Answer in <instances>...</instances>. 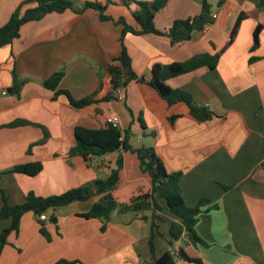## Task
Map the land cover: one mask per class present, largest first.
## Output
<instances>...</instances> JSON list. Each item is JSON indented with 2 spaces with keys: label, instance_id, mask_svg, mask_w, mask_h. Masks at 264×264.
Instances as JSON below:
<instances>
[{
  "label": "crops",
  "instance_id": "crops-1",
  "mask_svg": "<svg viewBox=\"0 0 264 264\" xmlns=\"http://www.w3.org/2000/svg\"><path fill=\"white\" fill-rule=\"evenodd\" d=\"M28 1L0 0V28L22 5L23 11L36 6ZM71 1L76 7L106 2ZM111 1L107 15L113 21L103 22L92 9L82 14L52 13L24 25L19 38L0 49V209L3 197L16 206L31 192L47 198L105 180L120 155L124 165L113 192L116 200L129 203L151 191L150 177L130 151L107 154L90 163L69 156L76 145L77 127L99 130L116 116L122 132L131 130L133 149L154 148L169 173L182 174L181 193L188 207L208 201L203 210L210 209L202 210L195 226L204 246L178 245H185L188 255L204 264H264V8L257 7L260 0H224L220 7L221 0H209L217 18L205 31H195L188 42L172 44L169 37L156 34L126 35L124 45L140 80L124 90L123 101L103 102L113 89L109 63L122 52L123 27L114 21L124 17L134 25L131 12L138 8ZM203 2L169 0L155 16L156 29L165 33L175 21L198 16ZM243 15L235 41L215 70L202 67L166 82L212 111V120L195 121L186 104L169 107L148 86L156 64L167 66L222 52ZM259 26V47L252 51ZM59 71L65 74L59 89L77 100L96 94L97 103L75 109L66 97L54 98L44 82ZM175 116L179 118L171 125L169 118ZM15 122L24 125L8 128ZM33 163L43 166L35 177L11 173L17 166ZM99 199L58 209L56 223L26 213L7 244L1 247L0 240V264L150 262L151 226L141 218L151 214L114 213L103 232L102 221L81 216ZM160 204L164 207L163 201ZM156 215L163 219L157 221L161 235L155 238L156 253L161 256L170 251L169 228L177 220L166 209ZM10 226L11 219L0 220V237ZM176 264L193 263L181 260Z\"/></svg>",
  "mask_w": 264,
  "mask_h": 264
},
{
  "label": "trees",
  "instance_id": "trees-1",
  "mask_svg": "<svg viewBox=\"0 0 264 264\" xmlns=\"http://www.w3.org/2000/svg\"><path fill=\"white\" fill-rule=\"evenodd\" d=\"M119 1L127 8H130L131 5H136L138 8L136 11L131 12L134 25H129L124 17L114 21L116 25L123 27L121 36L122 52L118 58L113 59L109 63L108 72L113 89L102 100L103 102L117 100L120 90L126 89L132 82L140 80L133 69L132 60L124 45L126 35L132 34L142 36L146 34H156L169 37L172 44H180L190 41L195 31H205L208 26L215 22V19L212 17V6L209 0H204L201 13L198 16L188 20L175 21L172 27L167 32L163 33L156 29L154 20L156 14L167 5L169 0H154L152 2L137 0ZM223 3L224 0H221L218 6H222ZM26 4H35L36 6L23 11L24 5H22L12 14L8 23L0 28V49L12 44L14 40L19 38L21 28L24 25L41 21L52 13L62 14L67 10H72L78 14H82L86 10L92 9L100 13L103 22L113 21L112 17L107 15L108 7L112 4L111 0H106L105 3L98 1L85 2L82 7H76L71 0H29ZM257 7L263 9L264 0L258 1ZM243 19L244 15L241 16L235 25L231 39L222 52L214 56L209 54L197 55L186 62L174 63L167 66L156 64L152 67V77L148 86L153 89L169 107L180 103L186 104L190 109V117L195 121L204 123L212 120L215 117L212 111L206 107L197 105L190 94L181 90L169 88L166 82L171 78L202 67L215 70L221 55L235 41L240 28V22ZM261 29L262 27L259 26L254 32L252 51H255L259 47ZM64 76V72L59 71L44 82L45 88L55 93L54 98L60 96L66 97L69 104L75 109H83L97 103L94 99L96 94L77 100L68 91L59 89ZM101 86L102 84H100V87ZM178 118V116L170 117V124L174 125ZM23 125V122H15L8 125V128H17ZM130 131L129 129L122 132L119 127L109 122L104 128L99 130L77 127L75 129L76 145L70 150L69 156H80L85 162L90 163L95 158L121 150L133 152L139 159L142 172L147 174L151 179V191L135 196L129 203L122 204L116 200L113 192L121 182L120 176L124 165L123 157L120 155L115 166L110 170V175L105 180H96L84 187L67 191L62 195L47 198L39 197L31 192L27 195L24 203L16 206H10L7 203V199L3 197L4 206L0 209V220L11 219V226L5 229L1 234V247L7 244L8 237L12 232H17L19 230L21 219L26 213L32 212L37 217L43 214H49V221L56 223L57 218L55 212L58 209L73 203L87 202L92 198L100 197V199L92 205L89 212L81 216L87 219H98L102 221L104 224L102 228L103 232L106 230V223L114 213L151 214L150 217L143 216L141 218L143 221L150 223L151 226L148 240L150 262H144L142 264H176V259L193 264H204L200 259L189 257L184 249L180 248L177 250L173 247L175 242L182 240L192 245H196L200 242L202 243L196 233L195 226L198 216L203 212L201 207L207 204L208 201L202 200L196 207H188L181 193L180 180L182 174L169 173L163 161L156 154L154 148L143 146L138 149H133L129 144ZM262 167L264 168V162ZM42 170V164L33 163L17 166L11 173L35 177L39 175ZM160 201L164 202V207L161 206ZM163 209L168 210L177 221L172 222L169 228V244L173 248L172 251L157 256L155 238L156 235H161L157 221H163V219L156 215V213L161 212ZM42 233L46 235L44 228L42 229ZM59 264H63V262ZM69 264H76V262Z\"/></svg>",
  "mask_w": 264,
  "mask_h": 264
},
{
  "label": "built area",
  "instance_id": "built-area-1",
  "mask_svg": "<svg viewBox=\"0 0 264 264\" xmlns=\"http://www.w3.org/2000/svg\"><path fill=\"white\" fill-rule=\"evenodd\" d=\"M213 19H216L217 18V15H212ZM124 90L125 89H122L118 92V101H123L124 100ZM4 95H6L7 93H3ZM109 123H112L114 126L118 127L119 126V119L114 116V117H111L109 119ZM39 219L42 221V222H49V218L43 214L39 217Z\"/></svg>",
  "mask_w": 264,
  "mask_h": 264
},
{
  "label": "rangeland",
  "instance_id": "rangeland-1",
  "mask_svg": "<svg viewBox=\"0 0 264 264\" xmlns=\"http://www.w3.org/2000/svg\"><path fill=\"white\" fill-rule=\"evenodd\" d=\"M29 152V151H28ZM30 153H31V150H30ZM29 153V154H30ZM133 153V152H132ZM26 200V199H25ZM208 205L207 204H204L202 207H201V209L203 210L204 208H206ZM210 208H207L205 211H207L208 212V210H209ZM213 209H217V207H213ZM204 211V210H203ZM204 211V212H205ZM206 213V212H205ZM148 214H150V213H148ZM158 235H156V237H157ZM170 237V236H169ZM201 239V238H200ZM161 240H163V239H161ZM164 241V240H163ZM201 241H202V239H201ZM8 242V241H7ZM179 242H181V243H184L185 245H192V244H189V243H187L185 240H182V241H179ZM179 242H175L174 243V249H177L178 247H181L182 249H186V246L185 245H183V246H180V245H178L179 244ZM204 242L202 241V243L200 242V243H198V244H196V245H203L204 246ZM170 245V244H169ZM171 246H170V251H172V249H173ZM180 249V248H179ZM178 250V249H177ZM185 252H186V250H185ZM187 253V252H186ZM188 254V253H187ZM189 256V255H188ZM190 257V256H189ZM192 258V257H191ZM179 261H181L180 259H176V263L177 262H179Z\"/></svg>",
  "mask_w": 264,
  "mask_h": 264
}]
</instances>
